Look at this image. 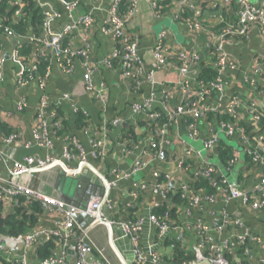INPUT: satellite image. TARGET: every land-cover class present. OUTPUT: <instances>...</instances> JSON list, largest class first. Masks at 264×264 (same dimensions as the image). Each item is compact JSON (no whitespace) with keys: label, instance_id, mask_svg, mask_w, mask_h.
<instances>
[{"label":"crops","instance_id":"1","mask_svg":"<svg viewBox=\"0 0 264 264\" xmlns=\"http://www.w3.org/2000/svg\"><path fill=\"white\" fill-rule=\"evenodd\" d=\"M162 1L167 0H141L135 15L126 23V31L130 34L142 59L143 76L139 83H135L132 78L123 75L121 62L113 61L110 65L105 62L116 46L115 38L102 29L108 18V8L112 0H79L73 17L76 19L78 16L88 14L92 17V23L89 26L78 25L68 37V41L75 48H87L90 61L95 66L93 80L97 85L102 84L104 90L100 97H96L94 93L85 89L83 81L85 66L80 57L71 60L70 73L62 72L56 60L50 61V73L44 91L48 95L49 105L60 107L61 125L63 123L68 125L62 135H55L54 127L50 126L49 136L53 142L50 151L40 147L35 139V133L40 131L36 111L43 92L34 73L39 59L38 45L32 44L30 55L27 59H23L24 67L35 75L32 78L26 76L27 83L21 86L19 84L21 65L11 54L15 48V41L1 35L0 59H3V79L0 82V123L5 124L11 130L10 133H17L19 136L15 142L7 145L4 138L8 134L0 132V173L8 170L11 160L25 155L44 156L49 153L61 158L63 146L71 139L79 142L86 151H90V138L102 140L104 146L100 159L89 156L88 163L79 173L73 176L66 172L67 177L75 179L88 177L86 189L96 191L109 200V205L103 213L104 219L114 223L108 224L106 220H96L84 232L88 243L93 247V254L98 258L97 250H101L112 264H132L135 245L123 224L142 218L138 245L144 259L151 261L154 257H159V264H174L165 258L171 251L170 239H174L176 231L168 230L160 234L149 219L154 208L160 206L164 200L160 193L153 191V186L159 180L154 173L167 175L168 184L174 185L180 159L187 157L189 177L203 163L210 160L223 178L222 182L226 187L218 190L213 202L207 203L204 208L189 207L191 214L181 215V224L200 220L203 225L209 226L214 221L220 220L222 215H226L229 220L223 228L207 233L213 243L231 244L226 252L227 255L232 256L231 264H243V262L264 264V207L254 209L251 206L252 201L264 197V187L260 193L254 191L264 172V139L259 141V137L264 135V129L253 123L246 111L240 110V120L250 126V144H244L237 137H229L221 133L220 140L230 146L233 153V159L227 164H222L217 157L216 147L210 152L204 148V141L217 129L215 122H210L206 118L195 121L196 134L191 136L193 131L183 122L182 117L162 135H158L151 128L148 119L146 121L143 119L144 124L139 122L144 117L134 110L135 105L150 102V111L159 109L168 115L181 102L178 83L183 77L178 69L177 58H173L166 65L158 66L153 57V49L162 31H167L165 42L169 50L195 51L203 57L208 54L205 49L207 34L216 21L206 16L202 30H191L188 24L176 19L178 9L174 6L175 0H168L171 2L168 11L157 12L153 4L158 5ZM209 1L212 5L222 0ZM232 1L235 3L234 7L232 5L226 7L224 12L225 18L234 20L238 0ZM246 1L256 6L263 0ZM52 3L60 16L53 22L51 28L53 31H59L62 26L71 23L72 19L61 2L52 0ZM158 6L160 8V5ZM263 43L264 39L259 28L251 27L246 37L231 38L224 44L228 58L236 67L234 70L226 69L224 72V77L228 81L224 96L229 98L239 94L242 99L253 100L262 112H264ZM257 68L259 73L254 72ZM192 87L196 86L192 85ZM64 95H68L67 99H62ZM217 98L215 94L209 95L207 103L212 104ZM22 101L24 107L19 110L17 107ZM77 110L85 111L89 117L87 125L80 129L74 123ZM116 118L122 123L114 126L113 120ZM130 126L134 127L135 136L124 137L122 130ZM151 141L157 143L156 154L147 156L151 150ZM190 148L194 152L191 156H187L186 152ZM249 150H254L256 154L250 153ZM142 159L147 162L143 168L127 178L120 180L115 178L114 172L129 173L136 161ZM67 166L73 167L74 163ZM60 170L65 171L63 166L57 165L38 173L37 180L32 179L33 187L37 189L39 182L53 185ZM187 179L192 181L191 178ZM212 181L215 179L213 178ZM113 182L116 184L108 189L107 184ZM143 184L146 185L145 188H142ZM231 187L246 192L248 200L244 202L241 199H229ZM236 219H239L243 226L234 224L233 220ZM61 220L58 214L55 216L53 212L43 209L37 229H51ZM97 227H102L103 234L106 233V244L95 238L93 231ZM245 229H248L252 237H245L242 241L241 235ZM199 240V231L189 228L185 230V238L181 244L186 250L192 251V245ZM43 241V237L39 239V243ZM33 251L34 248L27 252L28 258L33 255ZM73 257L74 253L66 255L67 259Z\"/></svg>","mask_w":264,"mask_h":264},{"label":"built area","instance_id":"2","mask_svg":"<svg viewBox=\"0 0 264 264\" xmlns=\"http://www.w3.org/2000/svg\"><path fill=\"white\" fill-rule=\"evenodd\" d=\"M1 1V0H0ZM37 5L41 8L44 14V20L42 23V29L38 35L31 34L27 36V40L32 44L38 45L37 53L39 57L43 59L56 60L59 64L60 69L64 73H70L71 60L75 57H80L83 60V65L85 66V71L83 74V81L85 89L94 93L96 97L102 95L103 86L102 84L97 85L93 80V73L95 72V66L90 61L88 50L86 47L75 48L68 41L70 34L76 29L78 25L89 26L92 23V17L88 14L78 16L76 19L73 17L75 11L78 8L79 0H73L70 2H65L64 0H58L64 5L66 12L69 17H71V23L61 27L59 31H53L51 26L53 22L60 16V13L54 8V4L51 1L46 0H35ZM119 1L112 0L108 8V18L104 23L103 31L107 34L112 35L115 38L116 46L113 51L106 59L108 65L112 64L113 61L121 62L122 73L125 77L132 78L135 83H139L143 76L142 71V59L135 48L130 34L126 31V23L132 18L136 11L138 4L141 0H130V5L126 13L121 14L119 12ZM231 0H222L220 3H215L212 5H206L204 7L195 5L192 0H175L174 6L177 7L178 13L181 8L186 7L195 12L198 20L202 23H189L187 22L191 30H202L204 28L203 22L205 17L208 16L210 19L215 20L213 25H218L223 23L224 25L219 29V31H213L212 29L207 31V41L205 49L207 51V56L203 57L200 53L192 51L188 52L185 50L171 51L167 48L165 39L167 37V31H162L157 40V44L153 49V57L155 63L158 66L168 64L173 58L178 59V69L183 77L178 83L181 92V102L176 107V109L169 113V122L173 124L177 123L178 118L182 117H194L195 121H198L206 117V113H226L235 118L233 122H217V129L209 135V137L204 141V148L207 151H211L216 147L217 143L220 141V134L223 133L229 137H237L244 144H250V136L247 135L242 127H239L238 121L241 118L240 110H244L251 117L253 123L259 124L261 120V115L257 112V106L253 100L242 99L239 95H233L229 98L224 96V91L228 84L227 79L224 77V72L226 69L234 70L235 64L231 61L225 50L224 44L228 39L231 38H242L246 37L249 29L251 27H258L261 35L264 39V0L259 5H252L246 0H238L236 19L229 20L225 18L224 11L226 7H230ZM154 9L158 7L157 3L153 4ZM176 14V17L178 15ZM22 15V10L19 8L15 11V16L19 17ZM0 29L3 30V35L14 39L15 48L12 50V57L15 61L20 63L21 72L19 74V84L24 86L27 83V78H32L35 74L27 69L23 65V59L19 56V46L20 41L17 40L15 34L7 27L2 25L0 21ZM264 49V43H263ZM204 58L217 71V77L209 85H204L199 83V86L192 87L190 85V80L197 74V63ZM3 69V59H0V82L3 79L2 74ZM255 73H259V69H255ZM26 73V74H25ZM50 73V67L45 70L43 75H37L39 87L42 89V96L37 107V119L39 121L40 131L35 133L36 143L50 151L53 147V142L50 135V126L59 127L60 120L56 119L57 114L54 111L48 112L49 108V98L44 91L45 82ZM249 82V81H248ZM210 90H214L215 95L218 98L214 103L208 104L207 98L210 95ZM68 95H64L62 99H67ZM24 107V102L22 101L17 109H22ZM150 102H145L142 105H135L134 110L143 116H147V119H156L159 117L158 113H151ZM80 110H77V112ZM83 114H88L85 111H81ZM122 121L119 118L113 120V125L117 126L121 124ZM195 122L189 123L190 129L193 131L194 136L196 134ZM168 129L166 124L161 127L154 129V132L158 135H162L165 130ZM17 133H11L4 138V142L7 145L15 142L18 138ZM264 139V135L259 137V141ZM72 146V147H71ZM102 140H96L93 138L89 139L90 151H86L84 147L77 142L75 139L69 140L62 149V157L58 158L47 153L44 156H33L25 155L19 159H13L10 161L9 168L5 173H0V195L1 199L8 202L15 200L17 197H22L25 201L24 204H28L35 200L40 203L43 209L53 212V215H59L61 221L55 223V226L51 229H35L30 233H27L22 237L23 249L17 251L13 248L0 250L4 252L6 260L13 259L19 264H30L27 252L33 249L36 242L40 238L48 240L50 238H55L62 240L63 246L59 249V252L55 251L53 257L41 261L39 264H67L66 255L69 250H72L76 256V264H112L111 261L103 254L101 250H97L99 257L96 258L93 254V247L88 243L86 235L84 232L88 230H83V236L76 243L71 242L69 239L70 231L78 227L74 215L87 214L94 217V221L89 224H94L96 220H106L104 219V211L109 205V200L106 196L102 194L91 195L88 198L87 205L85 208L80 206H73L64 202L61 199L43 194L32 185L33 175L45 170H49L57 165L63 166L65 172L70 175H76L79 173L84 165L88 163V157L93 159H100L103 150ZM157 143L151 141L150 151L147 156L155 155V150ZM193 149H189L186 152L187 156H191ZM250 153L256 154L254 151L249 150ZM186 158L179 160L178 168L175 175V184L171 186L168 184L169 177L167 175H160V173L155 172L154 176L159 178L157 183L153 186V191L155 193H160L165 199V190L174 189L177 187L182 190L185 195L188 196V208L183 209V214H191L189 207L192 209L204 208L207 203L213 202V197L211 196H196L192 194L190 187L185 183L188 181L187 178L194 179L198 176H205L207 178L213 179V172L215 167L212 162L208 160L207 163H203L200 168L189 177V169H187ZM74 163V166H67L68 164ZM147 162L145 160H137L133 168L129 173H117L114 172L115 178L120 180L122 178L129 177L130 174L137 172L139 169L143 168ZM214 182V181H213ZM116 183L113 182L108 185V189L114 186ZM146 185L143 184L142 188ZM264 187V172L261 174L259 184L256 185L254 191L260 193ZM229 199H241L244 202L248 200V194L236 187H231L229 190ZM205 203V204H204ZM203 204V205H202ZM252 208L257 209L264 207V197L256 199L251 203ZM165 218L160 219L154 213L149 216L151 223L155 226L160 234L165 233L168 230H175L176 235L174 240L178 243H182L185 238V230L189 228H194L200 233V240L192 245V251L195 256V260L190 264H196L203 260H207L211 264H231L227 260L225 254L231 245L229 242L224 244L213 243L210 235L207 234L212 230H220L224 227L225 223L228 222V217L222 215L221 221H214L209 226L203 225L200 220H194L191 223L176 224L173 225L171 222ZM108 224H113L111 220H106ZM143 223L142 218H138L134 222L124 223L123 227L128 233L130 239L135 245L134 249V260L132 264H159V257H154L151 261L144 259L142 251L138 245V232ZM233 223L238 226H243L239 219L233 220ZM80 229V228H79ZM245 237H252L248 229L244 230L241 235V240ZM174 244H170V249L174 248ZM206 251L207 255L203 252Z\"/></svg>","mask_w":264,"mask_h":264},{"label":"trees","instance_id":"3","mask_svg":"<svg viewBox=\"0 0 264 264\" xmlns=\"http://www.w3.org/2000/svg\"><path fill=\"white\" fill-rule=\"evenodd\" d=\"M65 2H70L73 0H64ZM192 2L197 5L204 7L206 5H210L209 0H197ZM232 7H234L235 3L231 0L230 1ZM130 5V0H120L119 1V12L121 14L126 13ZM159 6L156 7L157 12L161 11H168L171 7L170 1H162L159 2ZM230 5V6H231ZM22 10V15L19 17L15 16V11L18 9ZM225 15V12H224ZM176 19L181 23H202L199 18L196 17L195 12L189 8L183 7L181 8L180 12L178 13ZM227 19V18H226ZM44 20V14L41 8L37 5L35 0H1L0 1V21L2 25L7 26L14 34L17 40L20 41L19 46V56L22 59H27L32 51V43L29 42L26 38L31 34L38 35L42 29V23ZM231 20V19H229ZM235 20V19H234ZM204 25V23H203ZM223 23L218 25H213V31H219V29L223 26ZM3 35V30L0 29V38ZM0 50H1V40H0ZM177 62L178 59L176 60ZM37 69L34 71L37 75H43L45 70L50 67L51 62L48 59L40 58L37 60ZM197 74L190 80V85H195L196 87L199 86V83L204 85H209L213 81H215L217 77V71L212 66V63L206 61L204 58H201L197 63ZM44 72V73H43ZM26 74V73H25ZM210 96H213L214 90H210ZM239 95V94H237ZM240 96V95H239ZM54 111L57 116L56 119L58 120L61 116L60 107L57 105H49L48 112ZM149 112H156L159 114V117L156 119H148L151 123V128L154 130L156 128L161 127L163 124L167 125V128H170L173 125L172 122H169L168 116L162 113L159 109H154ZM257 112L261 115V120L258 125L264 129V112L260 111L257 108ZM37 116V113H36ZM139 120L140 123L144 124L146 121L147 116H143ZM206 119L210 122H233L235 120L229 114L226 113H206ZM89 117L83 114L81 111L76 112L75 117V126L77 128H82L87 125ZM143 119H145L143 121ZM60 120V119H59ZM183 122L185 124L195 122L194 117H183ZM239 127H242L247 135H249V127L245 122L239 120L238 121ZM68 127L67 123L59 124V127H54L55 135H62L65 133L66 128ZM0 132L3 134H11V130L6 127L5 124L0 123ZM124 137H131L135 136L136 132L134 131V127L130 126L128 128H124L122 130ZM250 136V135H249ZM72 147V146H71ZM254 151V150H252ZM216 153L217 157L219 158L222 164H227L228 161L233 159V153L231 151V147L228 146L223 140H220L216 145ZM40 173V172H39ZM39 174L36 173L33 175V178L37 180V176ZM213 178L215 181L213 182L212 179L207 178L205 176H198L192 181H185V183L190 187L193 195L196 196H211L215 199V195L218 190L221 188H225L226 184L223 181V178L220 177L218 172L215 170L213 172ZM24 199L22 197H17L15 200L11 201H4L1 199L0 195V236L5 235L9 237H18L23 236L31 231L37 229L39 224V219L41 214L43 213V207L38 203V201H31L28 204H24ZM188 196L183 193L182 190L175 187L174 189L165 190V199L161 203L160 206L154 208L153 213L159 217L160 219L165 218L166 220L171 222L173 225L181 223V215L183 213V209L188 208ZM205 204V203H204ZM203 205V204H202ZM220 221V220H218ZM83 236V232L79 228H73L69 233V239L71 242L76 243L79 239ZM62 240L50 238L48 240H44L42 243L39 241L36 242L34 247L33 255L29 258L30 264H39L41 261L53 257L54 252L62 248ZM174 244V248L170 251L169 255L165 258L167 261H171L174 264H190L195 260V256L193 251L186 250L182 244L176 242L174 239H170V244ZM207 255V252H203ZM241 253V251H239ZM227 260L232 262V256L229 254H225ZM67 264H76V256L74 255L73 258L67 259ZM233 263V262H232ZM0 264H19L13 259L6 260L4 252L0 250ZM243 264H245L243 262Z\"/></svg>","mask_w":264,"mask_h":264},{"label":"water","instance_id":"4","mask_svg":"<svg viewBox=\"0 0 264 264\" xmlns=\"http://www.w3.org/2000/svg\"><path fill=\"white\" fill-rule=\"evenodd\" d=\"M249 1V0H248ZM89 178L79 177L78 179L67 177L64 170H60L56 176V180L53 185H47L43 182H39L37 191L61 199L64 202L73 206H80L85 208L89 196L99 194L93 190H87ZM172 185V183H171ZM76 223L81 230H86L89 224L94 221V217L87 214L74 215ZM0 247L3 249L13 248L17 251L23 249V240L21 236L9 237L5 235L0 236ZM73 251L69 250L68 254H72ZM196 264H211L207 260H203Z\"/></svg>","mask_w":264,"mask_h":264},{"label":"rangeland","instance_id":"5","mask_svg":"<svg viewBox=\"0 0 264 264\" xmlns=\"http://www.w3.org/2000/svg\"><path fill=\"white\" fill-rule=\"evenodd\" d=\"M254 1V0H253ZM95 238L99 239L102 243L106 244L107 242V237H106V233L102 231V227H97L94 231H93Z\"/></svg>","mask_w":264,"mask_h":264}]
</instances>
